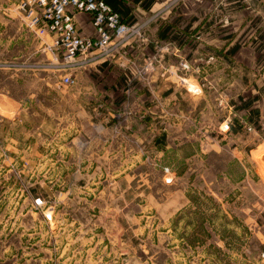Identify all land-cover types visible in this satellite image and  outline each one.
Returning <instances> with one entry per match:
<instances>
[{"label":"rangeland","instance_id":"1","mask_svg":"<svg viewBox=\"0 0 264 264\" xmlns=\"http://www.w3.org/2000/svg\"><path fill=\"white\" fill-rule=\"evenodd\" d=\"M186 4L134 11L125 21L141 37L125 59L74 67L72 87L20 18L1 19L0 38L13 42L0 49V142L17 137L24 160L23 174L0 178V264H264V27L235 18L217 53L198 35L180 48L157 40ZM81 18L93 37L91 17ZM250 94L257 118L234 110ZM89 123L131 135V160L115 159L113 179L112 163L99 160L92 175L82 161ZM78 124L76 143L66 128Z\"/></svg>","mask_w":264,"mask_h":264},{"label":"crops","instance_id":"2","mask_svg":"<svg viewBox=\"0 0 264 264\" xmlns=\"http://www.w3.org/2000/svg\"><path fill=\"white\" fill-rule=\"evenodd\" d=\"M18 1L19 0H0V36L3 32L2 25L4 26L7 25V23H3L1 19L7 17L10 19L8 21L11 23L13 19L20 18V14L18 13L17 10ZM186 1L187 4L185 9L182 8L173 11V16H174L173 18L175 19H173L172 22L169 24L172 26L174 32L177 31L183 33L182 35L184 37V43L178 45L177 41L175 40L166 41L158 38V32H160L165 25L162 26L156 32L157 40L172 43V45L180 48L186 44V41L187 43H189V41L194 42L195 41L194 37L198 35L197 38L198 39L200 38L204 42L203 45L204 49L206 48L207 50L211 51V53H215V52L217 53L216 50H219L220 47L216 46L213 42L227 41L228 38L229 39L232 38L231 36L222 39L220 33L224 32V30L226 31L229 25L231 26L235 25L236 23L234 21L235 18L237 17L244 18L245 20H247V24L251 22L252 18H254L256 21H258L257 28L259 26H260L259 28L264 27V0H186ZM149 2L150 0L125 1L124 11H127V14L122 15L123 19L125 20L126 18H130L131 16L133 17V14L135 15L134 11L138 12V14H136L135 17L145 16L157 10L158 7L163 6L165 2H168V0H154V2L151 5H149L148 7L145 6ZM83 16H88V15L77 14L75 16V22L78 30L82 29L83 19L81 17ZM185 17L187 19L186 23H184ZM213 18L218 19V23L212 22L211 20ZM216 24H218L219 27L217 29H214L215 28L214 25ZM83 33H85L84 30L83 32H81V34ZM142 41H144V39ZM12 42H13V36L8 37V39L5 41L1 37L0 49L2 51L6 50L9 45H12ZM229 54L234 55L231 52ZM214 58L216 60L220 59L218 56ZM116 126H117L116 124L108 125L106 123L87 124V128L89 129L90 133H87L85 136L87 140H89V145H88L89 148L87 151L82 153L81 158L82 161L90 162L92 175H94L97 172L98 167L94 163L99 162V160H106L108 163L109 162L112 163V169L110 170L112 179L118 176V174L115 173L113 167V163L115 159H120V161H122L123 163L127 162L128 160H131L130 147L128 145H125V140L131 137V135L126 134L124 132V129L117 128ZM82 129H83L82 124L80 125L78 124L73 128L70 127L66 128V130L74 131L73 141H76V143L79 140L81 141L83 139L82 136H80L81 132L83 131ZM18 144H19V139L17 137L4 139L3 141L0 142L1 150L10 152L9 155L5 156L4 154H2L0 150V178L16 177L23 174V170H21L19 161L23 162L24 158L19 155V149L17 147ZM116 145L117 148H115ZM100 146L101 148L99 149ZM64 150L71 154V150L69 149H64ZM44 152L45 151L40 153L39 151V155L37 158L38 160H41L44 163H46L43 164L42 166L41 174H39L41 176H47L50 174L51 170H53L52 165L48 164L50 159L47 155L44 154ZM11 158H13V160H11L13 163H11L10 161ZM28 166L30 167L29 162H28ZM109 168H111V165L109 166ZM118 173L124 174L125 168L124 171ZM113 182L115 183V181Z\"/></svg>","mask_w":264,"mask_h":264},{"label":"built area","instance_id":"3","mask_svg":"<svg viewBox=\"0 0 264 264\" xmlns=\"http://www.w3.org/2000/svg\"><path fill=\"white\" fill-rule=\"evenodd\" d=\"M17 10L21 21L41 41L51 63L64 72L61 83L65 86L76 84V78L72 77L74 67L125 59L121 52L126 43L141 37L140 27L122 22L101 0H19ZM77 14L91 17L93 37L79 32L75 22ZM34 203L43 205L40 198ZM50 211L49 207L44 214L48 221H51Z\"/></svg>","mask_w":264,"mask_h":264},{"label":"trees","instance_id":"4","mask_svg":"<svg viewBox=\"0 0 264 264\" xmlns=\"http://www.w3.org/2000/svg\"><path fill=\"white\" fill-rule=\"evenodd\" d=\"M103 1L106 5H108L113 12L117 13L120 17V20L124 23H126V21L123 19L122 15H126L127 11H124L125 9V1H130V0H101ZM135 1V0H134ZM154 2V0H150L149 3H147L145 6H149ZM183 33L180 32H174L173 28L171 25H165L163 27V29L158 32V38H160L161 40H175L177 41L178 45H181L184 43V37L182 35ZM259 38H262L260 35L258 36ZM263 46V45H261ZM237 50V46L234 45L231 49L230 52L232 54H234ZM127 82V79L125 78H121L120 79V84H125ZM259 96L258 95H248V97H244V96H240L237 100V102L233 103V104H237L236 106L238 107H234V110L236 112H246L248 114H254L257 118L258 116V110L255 107V104L258 102L259 100ZM252 118V117H250ZM254 119V118H252ZM252 119H248V123L250 125H252L254 128H257L259 125L257 123V120H252Z\"/></svg>","mask_w":264,"mask_h":264},{"label":"bare ground","instance_id":"5","mask_svg":"<svg viewBox=\"0 0 264 264\" xmlns=\"http://www.w3.org/2000/svg\"><path fill=\"white\" fill-rule=\"evenodd\" d=\"M248 131H250V130H248ZM248 133H250V132H248Z\"/></svg>","mask_w":264,"mask_h":264}]
</instances>
